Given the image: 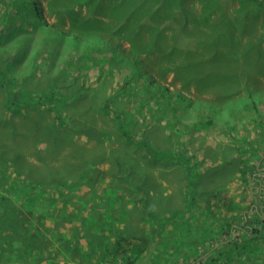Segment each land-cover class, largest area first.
I'll return each instance as SVG.
<instances>
[{
  "label": "rangeland",
  "instance_id": "rangeland-1",
  "mask_svg": "<svg viewBox=\"0 0 264 264\" xmlns=\"http://www.w3.org/2000/svg\"><path fill=\"white\" fill-rule=\"evenodd\" d=\"M10 1L0 0V264H36L31 258L30 234L48 252L40 253L39 264H78L74 260H90L107 241L132 235L147 240L141 255H137L138 250L132 253L131 259L137 256L134 264H264V134L253 130V122L248 125L249 132L241 126L229 129L223 120L209 134L189 135L184 129L181 131L184 128L181 125L179 129L174 125L167 129L165 114L158 111L155 97L152 100L118 71L110 73L106 64L90 66L91 61L86 60L89 55L80 58L83 53L79 49L56 41L54 33L49 34L50 40L46 37L43 40L41 27L22 25ZM31 1L37 9V0ZM203 2L184 0V5L193 6L200 13ZM121 3L130 12L124 13L129 18L122 21L121 15L119 21L126 34L140 32L147 37L155 24L166 35L172 33L169 26L184 23L181 14L175 16L176 21L168 15L173 9L171 3L163 0ZM179 3L182 4L180 0ZM220 3L217 18L221 13L234 15L243 8L241 0H220ZM244 4L246 7L247 3ZM44 5L47 12L46 1ZM145 17L156 21L146 23ZM48 20L54 22L52 17ZM178 37L183 42V35ZM164 40L171 43L175 36ZM162 44L165 46L162 42L159 45ZM125 47L129 48L127 42ZM146 56L153 59L158 53L143 52V57ZM64 67L70 72L69 81L62 75ZM172 77L170 74L169 80ZM1 79L12 84L10 92H24L21 98L29 92L42 95L53 87L55 80L66 82L68 87H62V91L72 102L57 107H61L58 112L66 121L63 125H67L61 126L60 121L54 120L55 114L38 106V97L33 105L40 108L39 113L29 107L21 109L29 114L14 110L6 93L9 89L2 86ZM151 93L157 96L156 90ZM106 98L114 102L118 115L124 117L131 139L121 130L118 116L112 115L105 105ZM11 108L13 112H7ZM260 108L264 113V103ZM247 134L252 140L250 147L236 151L231 139ZM184 154L193 157L201 173L195 174L198 180L194 185ZM245 159L250 165L247 180L236 168ZM64 166L73 172L70 182L76 179L77 172L88 173L87 166H91L90 181L84 182L80 189H67L60 195L56 186L59 180L53 175L62 172ZM35 176L43 177V181L37 179L36 186L27 185L24 194V181ZM126 179H132L129 188ZM139 190L149 195L143 215L139 208L134 209L133 193ZM104 196L111 200V207L102 205ZM33 198H38L35 206L39 212L43 202L54 201L44 220L43 214L34 217ZM11 204H15L18 213L25 211L26 215L18 219L29 234L28 239L17 238L23 240L17 249L8 245L15 234L13 220L17 219L11 221L6 213L12 209ZM92 209L100 211L101 217L93 216ZM85 218L86 232L81 222ZM75 227L82 231L81 257L76 256ZM91 231L100 236L84 238ZM26 242L28 246L23 249ZM90 242L93 254L88 249Z\"/></svg>",
  "mask_w": 264,
  "mask_h": 264
},
{
  "label": "trees",
  "instance_id": "trees-1",
  "mask_svg": "<svg viewBox=\"0 0 264 264\" xmlns=\"http://www.w3.org/2000/svg\"><path fill=\"white\" fill-rule=\"evenodd\" d=\"M45 1L47 2V12L45 5L43 7ZM163 1L169 5L171 3L173 13L168 11V15L170 17L172 15V19L176 21L175 16L178 17L181 14L184 23L179 27L169 26L168 28L172 30V33L167 32L166 35L154 24L149 33L147 32V37L140 32L126 34L122 27L123 23H119L121 15L122 21L129 18L124 13L130 12L126 11L121 3L127 2V0H42V2L37 0V9L34 8L31 0H12L10 6L12 10L16 9L22 25L28 23L41 27L40 35L43 40L45 37L50 40L49 34L54 33L53 39L56 41L65 42L70 49H79L78 52L83 53L80 58H84L85 54L89 55L86 60L91 61L90 66L106 64L109 66L108 71L110 73L114 74L115 71H118L129 82L131 81L130 83L135 88L144 90L151 99L155 97L159 106L158 111L160 114H165L167 129L173 125L179 129L181 125L184 127L181 131L184 129L189 135H193L195 132L209 134L216 130L219 120H223L229 129L236 130L237 127L241 126L244 128L243 130L249 132L248 125L254 124L253 130H260L264 134V113L260 108L261 104L264 103V1H254L260 6L259 9H256L252 0H241L243 8L236 11L234 15L237 16L221 13L220 18L216 17V12L221 4L220 0H204L200 13L193 6L184 5V0H180L182 4L179 3V0L177 4L173 3L175 0ZM244 3H247L246 7ZM117 13H120L119 17H117ZM49 17H52L54 22L48 23ZM143 20L152 24L156 21L148 17ZM160 23L162 24L163 21L161 20ZM187 23H191L192 26L188 27ZM172 34H174L175 40L171 43L166 42L164 39L167 36L171 39ZM182 35L183 39L181 40L183 42H180L178 36L182 38ZM125 42L128 43L129 48L125 47ZM161 42L165 43V46L159 45ZM161 47H166L167 50ZM143 52H147V54L158 53V57L151 59L150 56H146L144 58ZM95 54L97 57L93 56ZM70 59L73 57L70 56ZM77 62L79 63L78 60ZM165 70L169 72L167 73ZM62 73L69 81L67 78L70 76L68 67H64ZM169 73L173 75L172 80H169ZM57 79L59 80V78ZM1 81L6 90L12 85L5 79H1ZM83 86L81 85L80 89ZM62 87H68L66 82L57 83L55 80L53 87L43 92L42 95L29 92L27 96L21 98L24 92L22 94L12 93L10 92L12 88L6 93L11 99V107L16 108L14 110L29 107V110L36 113L40 112V108L33 104H36L35 101L38 97L40 99L37 102L38 106L44 107L47 112H51L53 115L55 114L54 120L60 121L61 126H66L67 124L63 125L66 123L65 119L63 120L61 113L58 112L61 107L57 106L62 105L64 107L72 100L69 95L62 91ZM153 89L156 90L157 96L152 95ZM73 94L76 95L75 92ZM106 99L105 105L114 113L112 115L118 116L121 130L131 139L132 137L128 135V130L125 127L124 117L118 115V110L114 108V102L109 98ZM13 108L8 109L7 112H13ZM21 112L29 114L27 110H21ZM252 122L253 124H251ZM259 126H262L261 129ZM226 139L230 140L227 136ZM231 140L235 142L232 145L234 149L240 152L245 151L247 145L250 147L252 141L250 134L241 137L235 136ZM97 141L103 142L101 139ZM143 142L147 144L145 141ZM184 158L187 161L191 183L194 185L198 180L195 174L201 176L200 170L193 162L192 156L184 154ZM248 166L250 167L247 159L239 161L236 166L245 180L250 174ZM62 169V172L53 175L59 180L56 186H58L57 192L60 195H63L67 189H80L84 182L90 181L88 173H93L91 166H87L88 173L77 172L76 179H72L70 182L73 172L65 166ZM37 179L43 181V177L36 176L24 181L26 182L23 184L25 187L24 194L28 191V186L37 185ZM124 182L129 188L132 179H126ZM52 193L55 194V191ZM133 195L134 209L139 208L143 215L145 205L148 202V192L139 190ZM66 196L71 197L72 195L67 194ZM3 198L7 201L6 197ZM53 199L55 200V198ZM102 200V205L112 206L109 203L110 199L104 196ZM37 201L38 198H33L34 217H41L43 214L44 220L49 215L48 209L53 206L54 201L52 202L51 199L47 204L43 202V209H40L42 212H39L35 206ZM41 203L38 204L41 206ZM11 206L12 209L6 213H8L11 221L13 218L17 217V219L13 220V232L15 234L10 237L12 240L8 241V245L17 249L19 243L23 241L17 238L25 236L28 239L29 234L28 232L25 233V228L18 219V216L26 215V213L23 214L25 211L18 213L19 210L15 204H11ZM91 213L95 217H101V212L96 209H92ZM84 220L87 221L86 218L81 221L83 230L84 225H86ZM81 232L80 228L75 227V241L78 242L76 244V256H80L79 238ZM89 235L92 237L100 236L96 231H91V233L83 236L91 239ZM30 237L32 239L29 243L30 248L32 247L31 258L36 264H39L42 261L40 253L48 254V252L40 247L36 236L30 234ZM27 246L28 243L26 242L22 248ZM91 247L90 242L88 249L93 254ZM146 247L147 240L140 235L117 237V239L107 241L104 248L95 252L90 260L85 261L78 258L74 261L78 264H89V262L95 264H134L137 256L135 259H131L132 253L138 250L137 255H141Z\"/></svg>",
  "mask_w": 264,
  "mask_h": 264
},
{
  "label": "bare ground",
  "instance_id": "bare-ground-1",
  "mask_svg": "<svg viewBox=\"0 0 264 264\" xmlns=\"http://www.w3.org/2000/svg\"><path fill=\"white\" fill-rule=\"evenodd\" d=\"M44 16V15H43ZM52 21V20H51ZM159 81V80H158ZM167 83V82H166ZM167 85V84H166ZM170 86V85H169Z\"/></svg>",
  "mask_w": 264,
  "mask_h": 264
},
{
  "label": "crops",
  "instance_id": "crops-1",
  "mask_svg": "<svg viewBox=\"0 0 264 264\" xmlns=\"http://www.w3.org/2000/svg\"><path fill=\"white\" fill-rule=\"evenodd\" d=\"M205 259H207V258L205 257Z\"/></svg>",
  "mask_w": 264,
  "mask_h": 264
}]
</instances>
